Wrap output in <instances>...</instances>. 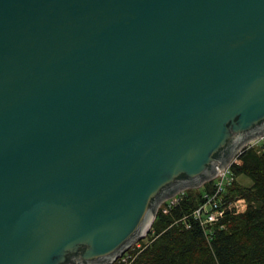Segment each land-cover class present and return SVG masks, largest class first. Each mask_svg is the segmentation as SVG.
Wrapping results in <instances>:
<instances>
[{
    "label": "water",
    "instance_id": "water-1",
    "mask_svg": "<svg viewBox=\"0 0 264 264\" xmlns=\"http://www.w3.org/2000/svg\"><path fill=\"white\" fill-rule=\"evenodd\" d=\"M263 134L264 0H0V264H111Z\"/></svg>",
    "mask_w": 264,
    "mask_h": 264
},
{
    "label": "trees",
    "instance_id": "trees-1",
    "mask_svg": "<svg viewBox=\"0 0 264 264\" xmlns=\"http://www.w3.org/2000/svg\"><path fill=\"white\" fill-rule=\"evenodd\" d=\"M260 148L255 153L249 147L241 155L242 164L232 168L235 176L251 179L250 185L235 180L229 187V199L245 198L243 212L227 211L207 232L189 216L201 193L186 190L168 212L157 209L149 242L134 250L127 263L113 264H264V144Z\"/></svg>",
    "mask_w": 264,
    "mask_h": 264
},
{
    "label": "built area",
    "instance_id": "built-area-1",
    "mask_svg": "<svg viewBox=\"0 0 264 264\" xmlns=\"http://www.w3.org/2000/svg\"><path fill=\"white\" fill-rule=\"evenodd\" d=\"M260 139H264V134L239 147L227 164L217 171L210 180H207L202 184L205 185V183H209V187L204 188L203 193H201L200 202L191 211L189 216L196 219L205 231H211V227L214 224H217L226 215L227 211L237 214L245 210V198L240 196L232 199L228 198L229 187L236 180V176L234 175L232 168L234 165L239 164L241 155L250 147L249 144ZM184 191L185 190H181L165 198L158 205V208H160L163 213L168 212L171 207L175 206L179 202L184 194ZM186 227H189V224H186ZM147 234L144 236L145 239L148 238ZM145 239L141 238L134 242L111 264L127 263L131 258V253L134 250L141 249L145 243L149 242H145Z\"/></svg>",
    "mask_w": 264,
    "mask_h": 264
},
{
    "label": "rangeland",
    "instance_id": "rangeland-1",
    "mask_svg": "<svg viewBox=\"0 0 264 264\" xmlns=\"http://www.w3.org/2000/svg\"><path fill=\"white\" fill-rule=\"evenodd\" d=\"M263 144H264V139H260V140L253 141L251 144H249V146H250V149H252L253 152L259 153V150L261 149L260 147ZM242 161H243V159L241 158L239 160V165L242 164ZM236 180L241 185H250L251 184V179L248 176H246L245 174H242V173L236 175ZM204 188H205V185H201V186L196 187V188H187V189H184V190L185 191L189 190V191H192L193 193H196L197 191L200 192V193H203ZM143 239H145V238L143 237ZM144 241L145 242L149 241V237L147 239H145Z\"/></svg>",
    "mask_w": 264,
    "mask_h": 264
}]
</instances>
